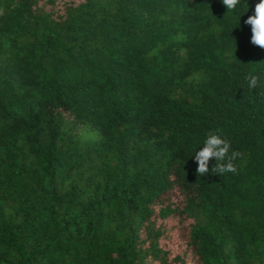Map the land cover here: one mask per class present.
Segmentation results:
<instances>
[{
  "label": "trees",
  "instance_id": "trees-1",
  "mask_svg": "<svg viewBox=\"0 0 264 264\" xmlns=\"http://www.w3.org/2000/svg\"><path fill=\"white\" fill-rule=\"evenodd\" d=\"M256 3L0 0V264H264ZM217 129L237 173L198 176Z\"/></svg>",
  "mask_w": 264,
  "mask_h": 264
},
{
  "label": "clouds",
  "instance_id": "clouds-1",
  "mask_svg": "<svg viewBox=\"0 0 264 264\" xmlns=\"http://www.w3.org/2000/svg\"><path fill=\"white\" fill-rule=\"evenodd\" d=\"M226 11L234 12L239 0H221ZM3 12L0 11V15ZM244 24L251 26L250 43L253 46L264 49V0L255 4L254 13L244 21ZM247 88L251 91L260 85L261 77L255 71L248 72L244 76ZM231 143L220 134V130L209 131L203 141V147L195 152L192 157L197 164L195 169L198 176H205L209 173L221 176L227 173H237L233 161L240 155L238 151H230ZM214 160L211 168L209 162Z\"/></svg>",
  "mask_w": 264,
  "mask_h": 264
},
{
  "label": "rangeland",
  "instance_id": "rangeland-1",
  "mask_svg": "<svg viewBox=\"0 0 264 264\" xmlns=\"http://www.w3.org/2000/svg\"><path fill=\"white\" fill-rule=\"evenodd\" d=\"M176 195V191L174 193ZM171 222V227L168 229L167 236L163 239V244L170 247L172 252H183L181 242L183 241L184 227L180 226L174 219H168Z\"/></svg>",
  "mask_w": 264,
  "mask_h": 264
}]
</instances>
